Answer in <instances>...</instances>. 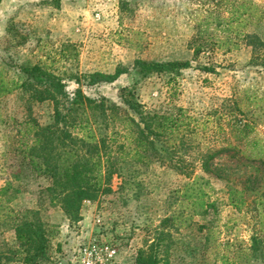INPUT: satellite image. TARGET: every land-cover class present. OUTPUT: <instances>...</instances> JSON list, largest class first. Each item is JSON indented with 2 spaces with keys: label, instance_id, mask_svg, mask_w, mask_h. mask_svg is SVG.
Returning a JSON list of instances; mask_svg holds the SVG:
<instances>
[{
  "label": "rangeland",
  "instance_id": "374dc122",
  "mask_svg": "<svg viewBox=\"0 0 264 264\" xmlns=\"http://www.w3.org/2000/svg\"><path fill=\"white\" fill-rule=\"evenodd\" d=\"M251 37L264 42V0H0V81L8 87L20 82L17 63H38L66 79L68 90L77 87L69 78L81 77L84 93L116 103L118 90L134 85L146 110L174 113L181 108L208 130L204 141L214 145L222 144L223 135L212 115L222 100L237 94L241 108L250 111L257 124L253 136L264 151V68L250 63L254 54H264V48H254ZM66 44L73 45L75 57L69 51L61 54ZM196 48L200 52L194 56ZM138 59L188 60L191 67L176 77L140 79L132 71ZM118 66L129 73L113 84L85 87L82 76L113 73ZM201 66L212 67L213 72H204ZM29 116L48 125L52 107L29 101L21 90L0 95V186L6 178L3 153L14 145L20 123ZM200 128L196 141L203 139ZM224 155L222 161L233 165L230 154ZM254 164L263 178L262 165ZM250 173L243 166L239 174L229 176L237 191L245 189ZM195 174L209 183L203 187L205 199L215 204L216 212L210 209L207 215L188 217L191 202L180 197L188 179L157 165L139 178L143 186L138 189H121V179L114 177L111 192L86 202L78 223L67 221L57 207L41 199V180L24 182L10 206L42 211L51 241L45 264H54L57 258L69 264L79 244L100 234L117 245V264H134L137 251L170 216L183 225L170 231L184 244L169 252L170 264H261L252 257L251 245L256 237L264 252V206L259 204L264 201V179L259 188L242 192L245 206L237 210L228 199L226 182L198 168ZM97 216L101 226L94 224ZM0 241L4 251L9 250L5 264H20L14 233L3 231Z\"/></svg>",
  "mask_w": 264,
  "mask_h": 264
},
{
  "label": "trees",
  "instance_id": "16d2710c",
  "mask_svg": "<svg viewBox=\"0 0 264 264\" xmlns=\"http://www.w3.org/2000/svg\"><path fill=\"white\" fill-rule=\"evenodd\" d=\"M249 40L254 48H264V42L258 37ZM66 52H72L71 57L76 55L71 44L63 46L61 54ZM199 52L198 48L194 49V56ZM250 63L264 68V54H254ZM190 67L188 60L138 59L132 71L140 79L152 75L176 77ZM16 68L20 82L8 87L0 81V95L21 90L31 102L50 103L53 111V120L48 125L42 126L30 116L20 123L14 145L2 156L1 168L6 178L0 186V234L3 231L14 233L15 253L20 255V264H45L51 256L50 232L42 211L14 210L10 206L22 193L24 182L32 179L43 181L41 199L57 207L72 223L82 219L86 202H95L111 192L114 177L121 179V189H138L143 186L139 178L155 165L188 179L180 188L183 189L180 197L191 202L188 217L217 210L213 202L205 199L207 193L203 187H208L209 183L195 174V169L226 182L228 199L237 210L245 206L242 192L259 188L264 179L260 178V169L254 164L259 161L264 169V151L253 136L257 124L251 119L250 111L241 108L237 94L222 100L220 109L212 115L215 127L223 135L222 144L214 145L204 141L208 130L200 128L181 108L174 113L146 110L134 85L120 88V103H116L104 96L91 97L84 93L81 77L69 78L77 87L68 90L67 80L43 65L17 63ZM200 69L213 72L208 66ZM128 73V69L118 66L113 73L93 72L82 77L85 87L91 88L113 84ZM199 128L203 139L196 141ZM224 154H230L233 165L222 161ZM243 166L251 173L245 180V189L237 191L235 181L229 176L239 174ZM259 204L264 206V201ZM176 220L178 217L171 216L161 220L150 243L147 241L137 251L134 264H170L169 252L177 244L184 245L170 231V228L183 226L175 224ZM4 249L5 244L0 241V264L9 261V250L6 253ZM251 250L254 260L264 264V252L256 237L252 239Z\"/></svg>",
  "mask_w": 264,
  "mask_h": 264
},
{
  "label": "built area",
  "instance_id": "2783aa9c",
  "mask_svg": "<svg viewBox=\"0 0 264 264\" xmlns=\"http://www.w3.org/2000/svg\"><path fill=\"white\" fill-rule=\"evenodd\" d=\"M94 224L101 226L102 219L97 216ZM71 257L69 264H117L118 248L116 244L104 239V236L100 234L79 244ZM54 264H63V262L57 258Z\"/></svg>",
  "mask_w": 264,
  "mask_h": 264
}]
</instances>
